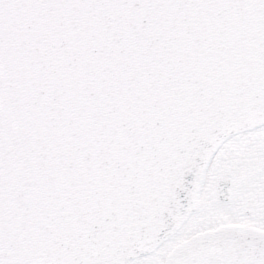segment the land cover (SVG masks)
<instances>
[{
  "label": "snow or ice",
  "instance_id": "snow-or-ice-1",
  "mask_svg": "<svg viewBox=\"0 0 264 264\" xmlns=\"http://www.w3.org/2000/svg\"><path fill=\"white\" fill-rule=\"evenodd\" d=\"M0 264H264V0H0Z\"/></svg>",
  "mask_w": 264,
  "mask_h": 264
}]
</instances>
